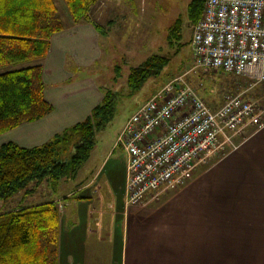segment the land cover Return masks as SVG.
Returning <instances> with one entry per match:
<instances>
[{
	"label": "crops",
	"instance_id": "obj_1",
	"mask_svg": "<svg viewBox=\"0 0 264 264\" xmlns=\"http://www.w3.org/2000/svg\"><path fill=\"white\" fill-rule=\"evenodd\" d=\"M130 4V0H96L91 21L69 19L51 36L42 78L44 97L52 109L1 133L0 146L10 141L24 147L40 145L83 120L101 102L103 91L96 75L81 72L107 60L120 44L128 71L151 55L133 65L138 45L118 40L128 38L123 9ZM121 28L122 32H115ZM107 161L96 164L93 177L84 181L85 189L103 173ZM122 167L117 187L116 165H109L103 175L110 198L106 207L113 216L109 229L101 227L102 218H96L100 227L91 229L90 208L84 215L85 234L74 233L81 222L76 208L75 215L72 207L65 217L61 215L58 264H264V126L253 129L209 167L196 170L178 189L147 203L125 205L126 164ZM99 229L103 232L98 239L89 237Z\"/></svg>",
	"mask_w": 264,
	"mask_h": 264
},
{
	"label": "trees",
	"instance_id": "obj_2",
	"mask_svg": "<svg viewBox=\"0 0 264 264\" xmlns=\"http://www.w3.org/2000/svg\"><path fill=\"white\" fill-rule=\"evenodd\" d=\"M71 23L91 21L96 0H63ZM204 0H192L189 16L196 22ZM55 0H0V134L37 120L52 109L44 97L43 60L51 36L65 28ZM169 57L151 54L132 66L126 83L138 89L168 64ZM117 92L107 90L81 121L46 142L24 147L15 142L0 146V202L47 182L56 187L75 177L88 160L95 134L112 119ZM35 186V187H34ZM61 213L57 200L0 211V264H58Z\"/></svg>",
	"mask_w": 264,
	"mask_h": 264
},
{
	"label": "built area",
	"instance_id": "obj_3",
	"mask_svg": "<svg viewBox=\"0 0 264 264\" xmlns=\"http://www.w3.org/2000/svg\"><path fill=\"white\" fill-rule=\"evenodd\" d=\"M195 65L264 84V0H204L190 39ZM264 126V109L240 93L211 107L182 76L166 82L124 122L126 206L158 199L197 168L235 149L233 137Z\"/></svg>",
	"mask_w": 264,
	"mask_h": 264
},
{
	"label": "rangeland",
	"instance_id": "obj_4",
	"mask_svg": "<svg viewBox=\"0 0 264 264\" xmlns=\"http://www.w3.org/2000/svg\"><path fill=\"white\" fill-rule=\"evenodd\" d=\"M103 1V0H101ZM192 0H130V7L126 10V28L128 38L125 45L131 46L134 42L138 45L136 57L131 64L136 65L145 59L148 54L158 53L169 57L168 64L156 76L150 77L142 87L132 90L126 83L128 66L123 63V55L120 48H114L112 54H108V59L97 64L82 75L95 76L99 89L103 93L107 90L117 92L115 98V110L112 119L107 125L95 134L94 145L88 160L81 166L75 177L62 180L58 186L51 187L47 182H43L28 194L21 192L12 201L0 202V211L8 209L13 204L20 206L31 205L56 199L59 203L61 215L66 216L70 207L79 211L81 222L75 227L74 233H87L88 224L84 223L85 212L89 208L93 211V223L91 229L100 227L96 218H102V228L109 229L113 225L112 218L108 214L109 208L106 204L110 200L108 188L103 182V175L106 169L116 165V187L121 177H123V165L126 164V153L120 144L116 145L117 136L128 117L145 102L155 91L160 89L166 82L175 77L182 76L183 79L193 86L211 107L220 105L226 95L240 93L245 98L255 100L264 109V84L253 85L244 77L234 76L222 72L221 70H205L195 65L193 50L190 39L192 36L193 22L189 16V5ZM58 12L64 23L69 20V12L63 0H55ZM204 4V1H203ZM117 30L115 32H122ZM136 48V46H135ZM134 49V48H133ZM114 63L112 64V62ZM23 66V64L0 66V72ZM117 67V70H115ZM254 128H248L245 136ZM235 136L233 143H238L245 138ZM231 145L225 151L230 150ZM227 153V152H226ZM217 158H212L208 163L201 165L197 171L209 167ZM106 161L103 173L94 181L91 187L85 189L83 184L95 174V166ZM121 166V168H119ZM196 172V171H195ZM102 179V180H101ZM85 181V182H84ZM89 182V181H88ZM99 188V189H98ZM117 189V188H116ZM68 198L64 194L71 193ZM64 207V208H62ZM76 208V210H75ZM114 209V208H112ZM102 212V215H101ZM73 215V216H74ZM73 219V217H72ZM72 219L69 218L68 227L72 229ZM65 224V223H64ZM97 230L89 233V237L98 239ZM93 264V263H90ZM110 264V263H104Z\"/></svg>",
	"mask_w": 264,
	"mask_h": 264
}]
</instances>
